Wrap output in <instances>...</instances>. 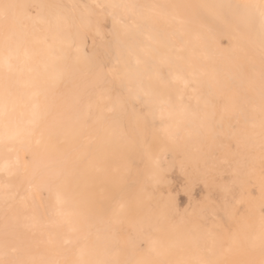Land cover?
I'll return each instance as SVG.
<instances>
[{
    "label": "bare ground",
    "instance_id": "1",
    "mask_svg": "<svg viewBox=\"0 0 264 264\" xmlns=\"http://www.w3.org/2000/svg\"><path fill=\"white\" fill-rule=\"evenodd\" d=\"M74 1L0 0V254L20 249L17 264H122L129 254V264H236L264 242V223L231 221L232 183L204 165L203 141L213 112L241 140L244 120L228 102L238 84L257 97L256 74L234 62L264 64V0ZM191 163L200 208L180 209L171 175L189 190ZM211 217L231 230L225 243ZM140 229L153 232L146 247L134 244Z\"/></svg>",
    "mask_w": 264,
    "mask_h": 264
},
{
    "label": "rangeland",
    "instance_id": "2",
    "mask_svg": "<svg viewBox=\"0 0 264 264\" xmlns=\"http://www.w3.org/2000/svg\"><path fill=\"white\" fill-rule=\"evenodd\" d=\"M74 4L78 8L99 9L90 0H75ZM224 41L228 48V41L225 39ZM234 63L236 68L244 71H254L256 74L253 80L257 97H254L252 92L243 85L238 84L236 85L237 90L233 99L228 102L235 110L241 112L244 120L243 127L240 128V142H233L226 138L222 131L224 128L223 121L216 119V112L212 113L214 119L209 123L211 127L209 137L204 138L206 140L203 141L202 137L195 132L193 138L195 140L201 139L205 144L208 156L205 158L204 165L217 171L220 179L227 181V183H232L231 189L227 194L230 209L225 208V212L232 216L230 217L231 221L239 220L242 223L250 224L252 228H256L257 225L264 223V217H262L264 215V64L259 57L237 58ZM252 103L255 105L252 106ZM252 122L254 123L253 125H251ZM209 138H211L210 144L208 143ZM175 139L176 141H182L183 137L176 135ZM212 144H215V147ZM210 150L215 152L212 164L210 163L212 156L209 155ZM169 160L170 154L166 153L162 156L160 164L164 166ZM240 164L243 166L241 167ZM233 168H235L234 171H228ZM187 169L194 178V185L189 190L183 189V177L179 174H172L171 195L180 209L188 208L190 204L200 208L198 202L202 198L203 187L198 179L199 173L192 163ZM175 175H178L179 178L175 177ZM208 179L211 185H216V176H209ZM214 192L216 199L220 203L226 199L223 191L218 186ZM43 202L46 208L50 203L47 195L43 196ZM252 211L254 212L253 214H251ZM218 218L211 217V219L217 220L214 225L216 236L221 238L219 241L225 243L231 234V230L226 227L222 219ZM204 223H206V220ZM96 226L99 230L106 227L104 222H98ZM109 232L110 238L106 239L107 248L111 250L118 249L121 245L119 226L110 228ZM152 235L151 229H140L134 237V244L146 247ZM247 252L240 256L236 264H260V260L264 258V242L259 243L257 247L249 248ZM22 255L23 252L20 249L9 250L4 254H0V264H17L22 259ZM132 258L133 255L129 254L122 264H129ZM37 260L39 261V259L35 258L34 261ZM106 264L116 263L111 258H107Z\"/></svg>",
    "mask_w": 264,
    "mask_h": 264
}]
</instances>
